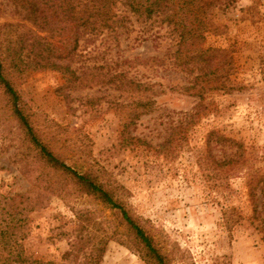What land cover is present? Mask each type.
<instances>
[{
    "label": "rangeland",
    "instance_id": "rangeland-1",
    "mask_svg": "<svg viewBox=\"0 0 264 264\" xmlns=\"http://www.w3.org/2000/svg\"><path fill=\"white\" fill-rule=\"evenodd\" d=\"M232 1L229 8L216 10L220 32L208 35L203 45L232 52L236 70L231 92L214 91L201 101L180 89L188 85V76L169 64H145L151 57H164L173 44L168 38L139 43L134 34L122 43L118 56L134 61L130 74L161 84L158 90L163 91L156 97L157 110L142 117L131 131L128 147L122 146L121 111L110 103L131 101H124L119 92L95 85L64 91L69 95L65 98L59 91L64 80L56 71L9 74L24 113L51 150L78 169L107 172L106 177L121 187L130 213L150 232L171 264H264V233L252 224L249 195L251 180L264 183V0ZM20 4V0H0V41L9 34L18 39L33 32L63 50L68 36L37 31L20 14ZM7 25L22 27L5 29ZM101 64L87 62L88 66ZM211 132L215 135L210 139ZM218 136L226 140L221 142ZM25 151L0 89L2 203L5 199L1 198L29 191L37 177L42 188L48 178L63 180L53 173L47 177L37 167L25 173L30 169L15 160ZM241 154L246 162L239 160ZM231 157L238 164L222 166ZM70 191L73 194L64 199L45 192L43 206L30 214V235L21 241L28 256L74 264L65 262L63 255L77 236L96 237L85 248L89 251L107 229L130 243L126 228L111 209L71 186ZM257 195L261 205L259 190ZM100 264L146 263L131 248L110 241Z\"/></svg>",
    "mask_w": 264,
    "mask_h": 264
},
{
    "label": "trees",
    "instance_id": "trees-1",
    "mask_svg": "<svg viewBox=\"0 0 264 264\" xmlns=\"http://www.w3.org/2000/svg\"><path fill=\"white\" fill-rule=\"evenodd\" d=\"M20 14L35 25L37 31L48 30L52 35L68 36L63 50L58 49L46 37L20 35L16 39L7 35L0 41V89L9 105L10 115L16 123L18 135L22 136L26 151L21 157L15 156L23 168L60 175L62 181L53 177L44 181L33 179V187L26 193L0 200V264H56L34 259L26 254L21 243L30 235V214L43 206V194L50 192L61 198L71 196L70 186L80 194L99 201L111 209L120 223L126 228L130 243L118 239L115 230L107 229L97 244L89 251L85 248L92 243L87 236L78 235L71 249L63 255V260L74 264H100L105 247L110 241L126 245L143 259L146 264H171L169 257L156 245L154 238L141 225L123 201L124 195L119 185H115L107 172L102 169H78L56 155L51 146L41 137L24 113L21 97L11 79L12 73L53 70L62 75L64 83L59 91L65 98L68 93L95 85H103L120 93L127 104L109 101L117 112L121 111L122 146L128 147L131 131L144 116L156 111V97L163 91L161 84L144 82L130 74L134 63L118 56L122 43L134 38L135 42L145 43L168 38L173 43L164 57H151L145 64L152 66L169 64L172 69L189 77L180 89L201 101L214 91L231 92L232 76L235 73V59L226 48L203 45L208 35L218 34L220 27L215 23L216 10L227 9L232 0H20ZM50 12V13H49ZM52 16V17H50ZM51 20V21H49ZM22 26L7 25L5 29ZM30 32V31H28ZM164 32V34H162ZM161 45V43H157ZM27 50L25 57L22 53ZM118 58L112 59L113 55ZM110 57V59H109ZM102 61L101 65L88 66V61ZM87 61V62H86ZM215 133L211 132L209 138ZM221 142L225 138L217 137ZM208 141L210 147L211 141ZM231 142V140H229ZM30 152V153H29ZM234 156H237L235 153ZM224 161L222 166L245 161ZM221 166V167H222ZM3 166L0 163V170ZM101 170V171H100ZM230 172L234 169H230ZM34 172V171H33ZM229 172V171H228ZM254 177V176H253ZM251 177V178H253ZM256 179V178H255ZM258 190L262 203H258ZM249 195L253 203L252 224L264 233V183L251 180ZM238 218L235 222H239ZM258 222V223H256ZM264 240V236H263Z\"/></svg>",
    "mask_w": 264,
    "mask_h": 264
}]
</instances>
